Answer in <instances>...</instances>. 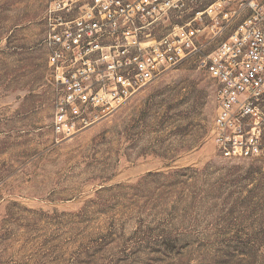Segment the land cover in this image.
Here are the masks:
<instances>
[{
  "label": "rangeland",
  "instance_id": "obj_1",
  "mask_svg": "<svg viewBox=\"0 0 264 264\" xmlns=\"http://www.w3.org/2000/svg\"><path fill=\"white\" fill-rule=\"evenodd\" d=\"M49 0H0V264H264V157H220L193 62L57 138Z\"/></svg>",
  "mask_w": 264,
  "mask_h": 264
},
{
  "label": "built area",
  "instance_id": "obj_2",
  "mask_svg": "<svg viewBox=\"0 0 264 264\" xmlns=\"http://www.w3.org/2000/svg\"><path fill=\"white\" fill-rule=\"evenodd\" d=\"M45 25L57 138L189 61L213 81L218 155L264 157V0H49Z\"/></svg>",
  "mask_w": 264,
  "mask_h": 264
}]
</instances>
